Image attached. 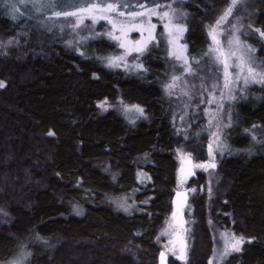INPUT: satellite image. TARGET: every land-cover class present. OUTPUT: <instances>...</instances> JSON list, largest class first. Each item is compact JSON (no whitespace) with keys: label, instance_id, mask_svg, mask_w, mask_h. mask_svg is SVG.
Masks as SVG:
<instances>
[{"label":"trees","instance_id":"obj_1","mask_svg":"<svg viewBox=\"0 0 264 264\" xmlns=\"http://www.w3.org/2000/svg\"><path fill=\"white\" fill-rule=\"evenodd\" d=\"M12 1L0 0V37L14 36L21 44L28 39L34 56L24 51L9 61L0 55V264L23 252L30 253L26 264H158L154 236L177 169L162 82L174 68L165 43L138 59L142 68L117 71L106 66L115 45L105 38L81 36L75 51L66 37L52 41L51 33L34 32L49 26V5L66 1L26 0L22 13ZM224 1H178L185 7V43L197 60H206L205 25L216 20L211 10ZM178 69L175 62V74ZM105 100L141 103L151 121L132 126L123 112H100ZM252 127L264 128V98L236 108L234 126L224 135L230 147L218 175L228 184L218 193L225 203L217 204L231 213L232 228L251 240L224 264H264V140L253 139ZM198 146L196 160L205 162L206 150ZM145 154L152 160L144 168L153 182L147 193L135 168ZM135 193L144 212L123 215L104 204ZM197 208L190 264H206L210 238L203 204ZM128 248L138 261L122 253ZM169 264L181 263L175 258Z\"/></svg>","mask_w":264,"mask_h":264},{"label":"rangeland","instance_id":"obj_2","mask_svg":"<svg viewBox=\"0 0 264 264\" xmlns=\"http://www.w3.org/2000/svg\"><path fill=\"white\" fill-rule=\"evenodd\" d=\"M31 4L36 3L39 0H27ZM61 4H51L47 8V12L49 13L48 25L47 23L40 24L36 26L33 30L35 33L42 34V32L46 31L47 33H51L47 40L56 41L57 37H66L67 41L72 45V47H76L77 51V43L81 38L85 39V35H90L93 38H105L108 41L112 42L115 45L114 53L111 56H117L124 54L125 50L118 47L117 41L111 40L104 35V33L108 30H111V25L106 20H98L95 24H92L91 20L85 19L84 25H87L91 28V31L84 28L82 25L79 29H73L69 23L68 19L63 17L57 18L54 13L56 11H60L62 8L67 7L71 2V0H63ZM180 0H155V3L161 5L158 11L168 10L167 6L170 4L171 8L175 10V16L177 19L174 20L175 23H180L184 26L185 31L180 36V39L176 42L177 50H179L180 46L186 45L185 36L187 33L186 23L183 22V15L185 7L182 3H178ZM29 3V4H30ZM147 6H153V0H145ZM26 0H17L15 2V6L19 13H22L23 8L26 7ZM231 4V0H225L223 4L219 7H216L212 12L216 13V20L212 23L206 22V35L208 46L206 49L213 44L211 37L209 36V28L214 27L216 21L221 17L226 8H228ZM264 5V0H237L236 7L233 8L232 15L228 17V21L221 25L219 32L222 35L218 36L222 42H225L229 37V32H234L236 36H239L240 40L250 46L254 51L247 52L246 49H240L237 52V55L246 54L245 58L251 57L255 62V65L260 68H264V38H262L257 29L264 32V16L262 15V8ZM262 8V9H261ZM261 9V10H260ZM210 12V10H209ZM259 15V17H257ZM151 22L156 25L155 35L157 39L148 45V48L142 53L133 52L131 55L126 56L125 61H122V66L119 68H113L114 70H125L128 71L132 67H136L139 64L138 59L147 55L153 48L159 50L161 45V41L165 43L167 54L169 56V62L174 67L172 70V74L170 78L162 81L165 91V96L168 100L167 102V116L169 120V124L171 130L174 134V141L176 142L175 147H171L170 151L172 157L175 160L177 169H176V186L170 189V200L169 207L167 213L165 214V219L163 223L157 228L155 233V240L160 245V252L165 250V245L168 243L169 239H175L171 233L177 230L178 222H182L183 226L179 230L183 235L186 244H187V252H186V260H179L181 264H190L192 259V253L194 249H196V237L198 228L196 227L197 218V207L200 203L203 204L204 213H205V225L206 231L209 233L210 238V253L207 257L206 264H209V261L212 264H224L231 260V258L237 254L238 252H231L229 255L224 257L223 259L219 258V254L222 250L223 241L221 239V234L227 232L230 234H234L237 238L243 237L244 243L241 245V251L243 250V246L245 242H249L251 240L246 239L244 233L241 229H233L232 226L235 224V220L232 217L231 213L226 212L217 204V201L221 203H225V200L219 195V191L222 192L226 189L228 183L220 181L218 170L220 168V160L223 154L226 151H229V144L224 139V135L227 131L234 126V114L236 108L238 109L240 106L246 104L251 100H262L264 98V83H254L249 82L245 84L243 79L241 78L235 85L232 86L231 96L233 99H229V93L226 89L217 88L214 89L216 93V102L211 105L204 103L203 101L209 99V93L204 91V87L209 89L212 88L213 84H219L222 86L223 84V74L220 70V67L214 64L208 57L206 60H198L199 63H192L193 73L194 74H186L183 76L182 81L177 82V87L170 90L172 94L170 95L168 91H166V85L172 83V77L179 76L183 73L184 69L182 67V60H177L170 53L173 51L171 45H169L168 34L164 30V23L167 21H161L158 17L153 16ZM249 25L251 27H249ZM235 26V27H233ZM99 35H95V34ZM163 33V35H161ZM118 34V33H117ZM145 36L147 33L144 34ZM29 39L32 38L28 36ZM129 40L135 41L141 38V33L138 31H131L128 33ZM88 39V38H87ZM29 45V40H25L23 44L17 41L16 37L6 36L5 34L0 37V55L5 60H15L20 52L28 51L27 46ZM113 50V47H109ZM29 52V51H28ZM30 53V52H29ZM185 56L191 58L196 57L194 54L188 52L187 45L186 50L183 53ZM34 56V54L30 53V56ZM175 62L179 69L175 74ZM191 62V60H190ZM127 63L129 67H123V64ZM202 85L204 87H202ZM187 91L188 95H184L183 93ZM224 92L223 98L220 96V92ZM217 104H221V108H217ZM133 106H139L144 110V114L140 115L133 109ZM107 110L113 111L115 113L123 112L125 115V120L128 124L132 126H137L138 124L146 121L150 122L151 119L146 112V108L141 103H136L134 101L125 102L124 105L110 104L106 105ZM127 109H132L131 111H126ZM100 112L105 113L106 111L100 109ZM211 120V123L209 122ZM145 123V122H144ZM252 132V136L255 139L262 138L264 140V128H256L252 127L249 129ZM212 133H218L220 139L221 147L218 149L217 144L215 143V138ZM206 137L204 141H202V137ZM261 139V140H262ZM209 144H212L214 155H215V169H209L208 171H204L201 168L192 167V165L188 164L187 161L184 163L185 172L183 174L180 173L181 169V159L180 153L183 152L191 157L192 164L196 163H205L208 162L211 158L209 157L208 147ZM198 145L201 148L206 150L207 159L205 162H198L196 160L195 155H198ZM198 149V150H197ZM191 151H194V155L191 154ZM150 154H145L137 160L136 163V172L138 174V178L140 180V185L144 193L150 191V185L153 183L152 178L148 172H145V166L148 164H152ZM195 189V191H192ZM181 192L178 197L175 195V198H180L184 194V202L186 203L185 207H178L175 203L174 194L175 192ZM184 192V193H183ZM136 193L117 197L110 200H107L104 204L113 207L114 210L121 212V214H128L132 211L144 212V209L139 207V203L135 200ZM174 203H175V211H174ZM180 203V202H179ZM177 203V204H179ZM182 204V203H180ZM127 208V211H125ZM182 208V209H181ZM80 212V211H79ZM173 212L177 213L176 219H173ZM3 214L0 212V216ZM172 224L173 228L169 230L170 234L168 236H161V232L168 228V225ZM187 231H184V230ZM159 237V240L157 239ZM168 247H172V245H168ZM177 250L179 249V244H177ZM240 252V251H239ZM122 253L126 256L131 257L133 260L138 261V253H135L133 249H124ZM21 257L14 258L8 264H12L13 261H16ZM28 258V256H27ZM24 259L23 264H26L28 259ZM170 259H175L170 252L167 253L166 264H169ZM158 264H160V253Z\"/></svg>","mask_w":264,"mask_h":264},{"label":"snow or ice","instance_id":"obj_3","mask_svg":"<svg viewBox=\"0 0 264 264\" xmlns=\"http://www.w3.org/2000/svg\"><path fill=\"white\" fill-rule=\"evenodd\" d=\"M23 2V0H22ZM237 0H231V4L221 17L216 21L214 27L209 28V36L211 37L213 44L209 47L207 52L204 53L205 56L209 58L214 64L220 67V70L223 74V84H213L212 88L209 89L204 87V91L209 93V99L203 101L211 105L216 102V93L213 91L217 88L226 89L229 93L228 98L233 99L231 96L232 86L235 85L241 78L245 84L249 82L254 83H264V68H260L255 65V62L251 57L245 58L246 54L237 55V52L240 49H246L247 52L254 51L250 46L244 44L239 36H236L234 32H229V37L225 42H222L218 39L219 35L222 33L219 32V29L222 24L228 21V17L232 15L233 8L236 7ZM161 7L158 3H155L153 0V6H147L145 0H71V3L62 8L60 11H56L54 15L57 18L63 17L68 19L69 25L75 30L81 28L83 25L84 28L91 31V28L87 25H84L85 19L91 20L92 24H95L98 20H106L112 27L111 30H108L104 33L111 40L117 41L118 47L125 50L124 54L117 56H109L104 58L106 60L107 67L119 68L122 66L121 62L125 61L126 56L131 55L133 52L142 54L150 43L157 39L155 35L156 25L151 22L153 16L158 17L161 21H167L164 23V30L167 32L169 40V45L172 46L173 51L170 53L177 60H182V67L184 69L183 73L179 76L172 77V83L166 85V91L171 95L170 90L176 88L177 82L183 80V76L186 74H194L192 63H199L195 57H187L183 53L186 50V45L180 46L177 50L176 42L180 39V36L185 31V28L180 23H175L174 20L177 19L175 16V10L171 8L169 4L167 6L168 10L158 11ZM235 27V26H233ZM249 27H251L249 25ZM131 31H138L141 33V38L135 40L134 42L129 40L128 33ZM259 32L260 36L264 38V32L256 30ZM118 33V34H117ZM147 33L145 36L144 34ZM95 35H99L98 33ZM163 35V33H161ZM83 55V53H81ZM191 60V62H190ZM123 67L127 68L129 65L127 63L123 64ZM137 68H142V65L137 64ZM5 85L0 81V88H3ZM184 95H188V92L185 91ZM221 98L224 96V92H220ZM107 101L105 100L98 105L102 110L107 111ZM221 104H217V108H221ZM133 109L138 112L140 115L144 114V110L139 106H133ZM132 109H127L126 111H131ZM211 123V120L209 121ZM49 135L54 133L49 132ZM215 138V143L217 148L221 147L220 139L218 133H212ZM255 139V137H253ZM209 157L211 158L208 162L205 163H196L192 164L191 157L183 152L180 153L181 159V169L180 173L185 172L184 163L187 161L188 164L192 165L195 168H201L204 171L209 169H215V155L213 151L212 144H209L208 147ZM192 191H195L193 189ZM177 196H180V193L177 192ZM127 211V208H125ZM173 219H176L177 213L173 212ZM182 222H178L177 230L171 233L175 239H169L168 243L165 245V250L160 252V264H166L167 253H171L177 260H186L187 244L186 241L179 230L182 228ZM173 228L172 224L168 225V228L164 229L161 232V236H168L170 234L169 230ZM184 231H187L186 229ZM159 240V237H157ZM221 239L223 241L222 250L219 254V258L223 259L231 252L241 251V245L244 243L243 237L237 238L234 234L223 233L221 234ZM250 242V241H249ZM177 244H179V249L177 250ZM172 245V247H168ZM30 253L23 252L21 257L16 261H13L12 264H23L24 259L29 256ZM209 264H212L209 261Z\"/></svg>","mask_w":264,"mask_h":264},{"label":"water","instance_id":"obj_4","mask_svg":"<svg viewBox=\"0 0 264 264\" xmlns=\"http://www.w3.org/2000/svg\"><path fill=\"white\" fill-rule=\"evenodd\" d=\"M181 192L182 191H180L179 193L181 194ZM184 193V192H183ZM175 195H177V192H175V194H174V198H175ZM176 200H175V203L177 202V203H182L183 205H185L186 203L184 202V194H183V196L182 197H180V198H175Z\"/></svg>","mask_w":264,"mask_h":264},{"label":"flooded vegetation","instance_id":"obj_5","mask_svg":"<svg viewBox=\"0 0 264 264\" xmlns=\"http://www.w3.org/2000/svg\"><path fill=\"white\" fill-rule=\"evenodd\" d=\"M176 205H178V207H182V206L185 207L186 204L183 205V204H180V203H179V204L176 203ZM181 209H182V208H181ZM174 211H175V203H174Z\"/></svg>","mask_w":264,"mask_h":264},{"label":"bare ground","instance_id":"obj_6","mask_svg":"<svg viewBox=\"0 0 264 264\" xmlns=\"http://www.w3.org/2000/svg\"><path fill=\"white\" fill-rule=\"evenodd\" d=\"M12 1V0H11ZM13 2V1H12ZM30 25V24H29ZM19 31H20V29H19Z\"/></svg>","mask_w":264,"mask_h":264}]
</instances>
